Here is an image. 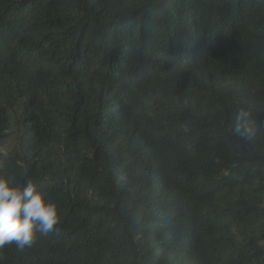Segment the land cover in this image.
Returning <instances> with one entry per match:
<instances>
[{
  "label": "trees",
  "instance_id": "1",
  "mask_svg": "<svg viewBox=\"0 0 264 264\" xmlns=\"http://www.w3.org/2000/svg\"><path fill=\"white\" fill-rule=\"evenodd\" d=\"M26 45L0 176L60 219L0 264H264V0H0V55Z\"/></svg>",
  "mask_w": 264,
  "mask_h": 264
},
{
  "label": "clouds",
  "instance_id": "2",
  "mask_svg": "<svg viewBox=\"0 0 264 264\" xmlns=\"http://www.w3.org/2000/svg\"><path fill=\"white\" fill-rule=\"evenodd\" d=\"M41 59L42 52L29 45L10 50L8 55L1 54L0 74L5 82L2 88L7 90L11 86L31 84ZM9 62L14 63V68H8ZM3 96L10 100V104L5 107L7 115H15L12 107L18 101H29L22 96ZM31 103L35 106V103ZM250 117L251 111L243 107L233 116L232 132L244 141L251 140L256 134ZM9 134L10 140L0 145V150L18 144L16 134ZM59 219L57 205L46 200V194L37 183L28 180L23 186H16L10 177L0 176V247L11 243H15L19 249L31 247L36 234L53 232Z\"/></svg>",
  "mask_w": 264,
  "mask_h": 264
},
{
  "label": "rangeland",
  "instance_id": "3",
  "mask_svg": "<svg viewBox=\"0 0 264 264\" xmlns=\"http://www.w3.org/2000/svg\"><path fill=\"white\" fill-rule=\"evenodd\" d=\"M15 147V145H8L6 147H2L1 148V151L4 152V153H8L10 151H12V149Z\"/></svg>",
  "mask_w": 264,
  "mask_h": 264
}]
</instances>
